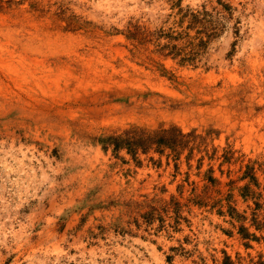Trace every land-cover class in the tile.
Returning <instances> with one entry per match:
<instances>
[{
  "label": "rangeland",
  "instance_id": "374dc122",
  "mask_svg": "<svg viewBox=\"0 0 264 264\" xmlns=\"http://www.w3.org/2000/svg\"><path fill=\"white\" fill-rule=\"evenodd\" d=\"M204 5L217 28L188 29ZM129 22L205 43L183 64L158 52L166 38L128 39ZM172 125L205 137L190 164L100 141ZM210 167L222 208L188 201ZM255 201L262 218L264 0H0V264H264ZM153 207L166 228L146 222Z\"/></svg>",
  "mask_w": 264,
  "mask_h": 264
},
{
  "label": "trees",
  "instance_id": "16d2710c",
  "mask_svg": "<svg viewBox=\"0 0 264 264\" xmlns=\"http://www.w3.org/2000/svg\"><path fill=\"white\" fill-rule=\"evenodd\" d=\"M180 11L183 12L182 9ZM186 18L190 22L187 27L188 29H192V26H195V24L209 27V29H216L218 26L217 19L220 18V15H218V13L208 11L206 9V6L204 5L203 9L189 8L185 10L181 21L183 22ZM125 35L128 39L136 41L138 44H145L146 42H150V40L152 39L159 40L161 38H166V43H164L163 45H161L160 43L157 44V46H159L158 52L165 57L179 59V62L183 64L190 61L194 62L196 46H201L205 43V41L201 39L200 43H195V39H197L198 37H192L188 31H178L175 29H171L170 31H165L164 29L150 31L146 27L140 25L138 22H129ZM209 35L210 34H208V36ZM202 139L205 140V137H203L201 134H197L196 130L184 132L183 129L178 127L177 125H172L167 128L160 127L158 129L133 127L121 133L106 135L105 137H102L100 141L102 142L105 151L111 148L113 153L117 154L121 150H126V152L133 157H137L140 153L147 154L150 151H155L163 154L166 150H169L170 153L168 154V156L172 155L175 160L180 161L182 153L188 150L186 160L188 164H190V160L192 159L194 150L200 148L203 142ZM203 160L204 155L198 159V168H201ZM254 169V166L248 164L246 165V169L244 171V174L242 175V179H249V182L242 188V196L244 198H249V194H251L252 198H256V195H254L256 193H247V191L250 192V185L254 182H258V177L255 175ZM213 173L214 169L213 167H210L207 170L206 175H204V180L206 181V183L204 184L200 192L198 190V186L193 185L191 196L188 198L189 202L197 204L199 206L211 205L212 207L220 206L221 208L224 206L222 204V198H218L215 200L212 199V194L214 192H217V194L221 193L219 189H216L215 191V187L220 185V180L216 178ZM230 197L231 195L229 194L226 196V200H228L227 206L229 214L233 219L235 218L237 220H245L246 216L240 214L237 211V209L233 206ZM179 205L180 202L176 199V196L173 195L170 199V202L165 204L164 207V209L166 208V213L170 212L173 209L172 211L176 214L174 217L175 222L177 221V219H179L177 217L179 214ZM152 209L154 212H148L145 214L147 216H144L146 222L152 223L153 220L158 219L160 221L159 226L166 228L167 226L165 224V218L162 215L161 208L153 207ZM262 209L263 207L261 203L255 201V207L253 208L252 212V221L258 230H264V216L260 218L259 213V210ZM240 233L243 238H247L249 240L252 237L260 239V237H257L255 233H250L248 231V227H246L245 225H241ZM168 258L171 259V256H169ZM232 263L233 262H229V257L228 261L225 260L224 262V264Z\"/></svg>",
  "mask_w": 264,
  "mask_h": 264
}]
</instances>
